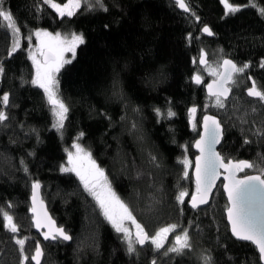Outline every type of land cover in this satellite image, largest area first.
<instances>
[{
    "label": "trees",
    "instance_id": "16d2710c",
    "mask_svg": "<svg viewBox=\"0 0 264 264\" xmlns=\"http://www.w3.org/2000/svg\"><path fill=\"white\" fill-rule=\"evenodd\" d=\"M38 2L5 0V8L14 13L21 28L20 41L24 51L18 50L14 58L7 57L11 30L0 18V60L7 70L0 79V96L4 91L10 92V99L16 105L8 109L14 117L12 127L0 130V207L14 213V220L19 225L17 235L28 238L25 246L29 256L39 242L44 252L41 264H151L154 252L150 242L138 258L128 256L118 234L98 210L94 212L92 197L88 196V202H85L87 194L78 187L79 180L72 173L60 171L61 163H66V149L83 131L85 136L79 138L80 142L105 169L113 189L131 204L138 221L149 233L155 234L170 223L188 227L192 220L197 255L201 249H209L218 264H261L252 245L238 242L230 235L224 215L227 203L221 185L217 186L208 206L198 210L188 207L187 201L195 191V184L193 179L183 177L180 163L183 153L193 160L192 144L200 133V124L196 128L189 124L188 108L194 104L198 120L201 121L204 113L225 120L219 148L223 155L257 162L258 156L264 154V141L258 142L256 137L250 136L252 142L245 145L240 127H233L232 121L223 117V110L211 105L207 109L204 107L210 98L203 87L211 78L204 66L199 65L202 46L208 58L218 63L222 61L220 48L224 50L223 55L238 65L251 61L244 73L235 74L238 83L232 86V99L226 107L231 110L236 97L242 98L243 102H253L244 92L249 86L248 76L264 89V68L260 67V59L264 57V43L260 39L264 35V19L260 18L257 8L250 6L248 0H230L244 7L234 15L225 16L220 0H186L202 22L209 24L216 33L208 39L199 32L202 23L194 18L190 22L186 18L189 14L179 12L172 0H115V4L114 0H107L108 13L86 12L82 6L73 17L63 18L46 5L42 13H37L35 4ZM57 2L65 3L66 0ZM255 4L264 7V0H255ZM105 24L111 27L105 28ZM35 28H46L53 33L83 32L85 35V42L77 47L75 57L58 73L60 95L70 106L62 136L51 127L53 118L43 91L30 83L22 84L20 80L23 75L30 81L34 72L27 49L28 35ZM189 31L200 39H193L189 44L186 39ZM193 57L197 58L195 64ZM197 71L203 77L199 85L190 79ZM114 79L118 81L119 96L113 95ZM157 106L165 115L171 106L176 115L158 121L153 111ZM137 107L138 112L134 111ZM103 111L109 113L111 121L102 114ZM125 115L128 119L122 120ZM259 119L257 117L258 122ZM133 120L139 125L135 135L128 130ZM19 121L39 130V143L35 135L17 144L10 143V136H23ZM137 136H142L143 140H138ZM29 151L34 155L29 156ZM149 152L160 158V168H152L148 163ZM5 156L11 161H6ZM22 156L26 158L32 177L41 181V195L50 215L58 226L74 237L70 243H42L33 232L29 211L31 181L23 171L16 170ZM13 163L16 168L11 166ZM122 163H126V169L122 168ZM140 167L150 170L164 191L163 202L154 213L142 211L144 201L138 203L133 194L134 186L142 193L148 188L150 177L136 179L135 168ZM245 170L241 175L259 172V168ZM178 182L190 193L183 205L175 200ZM8 201L15 207L8 208ZM195 224H199V230ZM173 239L171 232L157 255L159 264H197L195 256L175 255L170 259L169 256L174 254L163 255L174 244ZM18 261V246L12 241L11 233L3 228L0 217V264H18ZM27 264H32L31 260Z\"/></svg>",
    "mask_w": 264,
    "mask_h": 264
},
{
    "label": "snow or ice",
    "instance_id": "6c2138e0",
    "mask_svg": "<svg viewBox=\"0 0 264 264\" xmlns=\"http://www.w3.org/2000/svg\"><path fill=\"white\" fill-rule=\"evenodd\" d=\"M248 2L250 6L257 8L260 18L264 19V7L256 5L255 0H248ZM4 3L5 0H0V18L7 22V28L12 33V41L7 50V57L14 58L18 54V50L24 51L20 41L21 28L14 13L5 8ZM220 3L224 6L225 16L234 15L244 7V5L238 3H231L230 0H220ZM175 4L184 13L189 14L186 18L190 22L194 18L195 21L202 23V27L199 28L200 33L207 34L208 36L216 35L213 28L209 24L202 22L200 15L191 8L186 0H175ZM45 5L54 9L61 18L65 16L73 17L82 6L86 12H110L107 0H66L65 3L57 2V0H39L35 4L36 12L42 13L44 11L43 6ZM104 27L110 28L111 25L105 24ZM33 34L36 37L35 48L38 52L32 50L31 39ZM186 39L191 44L193 39L199 40L200 36H195L193 32L189 31ZM260 39L264 43V35ZM28 40L27 58L31 61L34 72L30 81L21 75V83H30L32 86L43 90L45 100L50 106V111L54 118L51 127L62 136L66 127L65 122L69 119L70 106L60 95L58 73H60L65 64L71 62V59L65 54L71 53L74 58L77 47L85 42V35L83 32L73 31L69 34H62L60 32H50L46 28H35L30 31ZM219 53L221 54L222 64L210 60L206 49L203 46L200 48L199 63L204 66L205 71L216 77L207 85L208 97L210 98L209 103L223 110V117L231 120L233 127H240L245 145L252 142L250 136L256 137L258 142L264 141V89L257 86L253 77L248 76V79L252 83L250 87L246 88V92L248 97L254 98V101L243 102L242 98L236 97V102L232 103L231 110L226 107L227 102L232 99L230 96L232 86L238 83V77L235 74L244 73L249 68L251 61H245L242 65H238L233 59H229L223 55L224 50L222 48L219 49ZM196 59V57H193L194 64L196 63ZM260 67L264 68V57L260 59ZM221 68L223 71L220 70ZM6 71L5 63L0 60V79L6 75ZM190 79L199 85L203 77L197 71L192 74ZM117 83L118 81L114 79V96L121 95L117 88ZM10 97L11 93L8 91H4L2 96H0V104L3 105L0 106V130L12 127L11 121L14 117L8 109L16 105L12 103ZM209 103L205 104L204 107L206 109ZM170 104L171 101H169ZM126 108L127 105H125V111ZM134 111L138 112L139 108L137 107ZM153 111L156 113L158 121L176 115L171 106L167 108L166 115L164 110L158 106L154 107ZM196 113L197 107L195 104L188 108L189 124L193 128H196L201 123L197 119ZM102 114L111 121V116L107 111H103ZM249 117H252V119H249ZM257 117H260L259 122ZM121 119L127 120L128 117L125 115ZM224 123L225 120L218 118L217 115H203V132L199 134V138L194 143V147L198 150L199 155L195 158L194 173L192 175L188 171L191 161L187 155H184L182 159V175L188 179H192L194 176L195 191L190 194L180 187L178 182L179 190L175 195V200L178 204L183 205L186 203L185 197L190 194L191 200L187 201V203L191 205L192 209L198 210L199 205L208 203L209 195L216 186L217 178L223 175V190L228 202L225 211L232 236L238 240L252 242L258 250L259 262L264 264V154L258 156L257 162L223 155L216 149V145L221 143L224 136ZM18 124L23 136L21 137L19 134H16V138L10 136V143H20L22 139H27L31 135H35L37 143L40 142V133L36 127H26L24 121H19ZM245 125H248V127L246 128ZM128 130L135 135L139 130L138 122L133 120ZM84 136L85 133L81 131L73 141L72 148L75 149L74 152L66 149L67 160L66 163H61L60 171L62 173L75 174L79 180L78 187H82L83 193L87 194L85 202H88V196L92 197L95 201L94 212L98 210L99 215L118 234V239H120L128 256L135 255L138 258L141 251L148 246L146 242H150L154 252L151 264H159L157 255L164 247V241L168 238V234L173 232L174 244L167 248L163 253L164 256H169L171 253L174 255L169 256V258L173 259L175 255H190L195 256L197 264H218V261L212 256L209 249H201L197 255V248L192 238V220H189L188 227H181L177 223H170L159 228L155 234L149 233L146 226L138 221L131 204L113 189L105 169L97 163L92 152L86 149L80 142L79 138ZM137 139L142 141L143 137L137 136ZM28 155H34V152L29 151ZM4 158L6 161H11V158L8 156ZM148 163L152 168H160L162 166L160 158L151 152L148 154ZM134 164L135 161H133ZM11 166L16 168L14 163ZM122 168L126 169V163H122ZM252 168H259V172L254 175L244 174L237 176L238 172ZM16 170L23 171L25 176L31 181V206L29 207V211L33 213L32 220L34 227L38 230L43 228L48 229L42 233L45 240L50 239L54 242L61 240L65 242L72 241L74 237L67 229L57 226L55 221L47 215L46 211L41 215L38 210L39 206L43 204L42 199H40L41 181L32 177L25 157L22 156L20 158L19 167ZM221 170L223 171L221 172ZM5 175H8L6 171ZM135 176L137 180H142L145 176L150 177L146 192L142 193L140 189L135 186L133 187V194L136 196L137 202L144 201L142 211L145 213L158 211V206L163 202V188L157 185L155 177L150 170L146 171L142 167L135 168ZM7 203L8 208L15 207L11 201ZM180 211L183 214L184 208L181 207ZM0 217L3 220V228L11 233L12 241L18 246V264H27L29 260L34 261L35 264H41V257L44 255L41 244L37 242L34 254L29 256L25 246L28 238L17 235L19 225L14 220V213L0 207ZM126 221H131L135 226V234L126 226ZM195 228L199 230V224H195ZM174 230L178 231L174 232ZM224 251L227 255L228 250L226 247ZM229 259H231V256H229Z\"/></svg>",
    "mask_w": 264,
    "mask_h": 264
},
{
    "label": "water",
    "instance_id": "95a60500",
    "mask_svg": "<svg viewBox=\"0 0 264 264\" xmlns=\"http://www.w3.org/2000/svg\"><path fill=\"white\" fill-rule=\"evenodd\" d=\"M172 2L175 3V0H172ZM175 5H176V4H175ZM176 8H177V10H178L179 12H181V13H183V14H186V13H184L183 10L180 9L178 6H176ZM201 35H202L203 37H205V38H208V39H211V38L214 37V36H208L207 34H203V33H201ZM229 59H230V58H229ZM220 64H222V61H221ZM199 65H200L201 67H203V65H201L200 63H199ZM220 70L223 71L222 68H221ZM212 80H213V79H212ZM212 80H208V81L204 84V87H203L204 93H205V95H206L207 97H208L207 85H208V83H211ZM201 83H202V82H201ZM251 83H252V81L249 80V87L251 86ZM245 95L248 97L246 90H245ZM230 96H231V93H230ZM208 98H209V97H208ZM248 98L254 100V98H251V97H248ZM204 114H210V115H213V114H211V113H204ZM204 114H203V115H204ZM203 115H202V117H201L200 133L203 132V127H202V119H203ZM200 133H199V134H200ZM198 138H199V136H198ZM198 138H197V139H198ZM222 139H223V138H222ZM194 143H195V141H194ZM194 143L192 144V152L194 153V157H193V160H192L191 175L194 173L195 158H196L197 155H199L198 150L194 147ZM221 143H222V140H221ZM221 143L216 145V149H217L218 151H219V148H220V146H221ZM222 171H223V170H221V172H222ZM249 175H254V174H249ZM237 176H242V175L240 174V172H238V173H237ZM192 179H193V182H194V176H193ZM223 180H224L223 175H220V176L217 178V180H216V186L213 188L212 192H211L210 195H209V201H208V203L205 204V205H199L198 208H204V207L208 206V204L210 203L211 198H212L214 192L216 191V188H217L218 185H221V190H222V192H223V195H224V197H225V200H226V203H227V206H228L227 196H226V194L224 193V190H223ZM194 184H195V183H194ZM30 196H31V194H30ZM40 199H42V201H43V204L40 205V206H39V209H38V210L40 211L41 215H43L44 212L46 211V212H47V215L50 216V217L52 218V216L50 215V212H49V210H48V208H47V205H46L45 201H44L43 198H42V195H41V189H40ZM189 200H191V197L188 199V201H189ZM187 205H188V207L192 208L190 204L187 203ZM29 206H31V200H30V197H29ZM224 215H225L226 223H227V225H228L229 233H230V235L232 236V233H231V227H230V224H229V222H228V220H227V214H226V211L224 212ZM30 216H31V225H32L33 232H34L36 235L39 236L40 241H41L42 243L54 242V241H51L50 239H49V240H45V239H44V236H43L42 233H43L44 231H47L48 229H47V228H43V229H39V230L36 229V228L34 227L33 220H32L33 213L30 212ZM52 220H54V219L52 218ZM54 221H55V220H54ZM55 223H56V222H55ZM56 225H57V223H56ZM57 226H58V225H57ZM133 234H135V231L133 232ZM232 237H233L236 241H238V242L248 243V244L252 245V246L255 248V250H256V252H257V254H258V256H259L258 250L256 249L255 245L252 244V242H250V241H242V240H238V239H237L236 237H234V236H232ZM61 241H62V240H61ZM63 242H65V241H63ZM65 243H70V241H67V242H65ZM146 243H147V242H146ZM40 244H41V243H40ZM34 251H35V250H34ZM33 254H34V252H33ZM41 262H42V257H41ZM31 263H32V264H35L34 261H31ZM260 263H261V262H260Z\"/></svg>",
    "mask_w": 264,
    "mask_h": 264
},
{
    "label": "rangeland",
    "instance_id": "374dc122",
    "mask_svg": "<svg viewBox=\"0 0 264 264\" xmlns=\"http://www.w3.org/2000/svg\"><path fill=\"white\" fill-rule=\"evenodd\" d=\"M54 10V9H53ZM55 11V10H54ZM5 22V24H6V26H7V22L6 21H4ZM62 34H67V33H62ZM69 34V33H68ZM20 40H21V36H20ZM28 42H29V40H28ZM31 43H32V45H33V49L32 50H34V51H37L38 52V50L35 48V44H36V37H35V35L33 34L32 35V39H31ZM28 47H29V45H28ZM28 50V49H27ZM67 57H69L71 60L73 59V57H72V54L71 53H66L65 54ZM31 62V61H30ZM32 64V63H31ZM66 65V64H65ZM33 67V66H32ZM33 71H34V69H33ZM206 73H207V75L211 78L210 80H212V79H215L216 77H213L208 71H206ZM43 91V90H42ZM212 106V107H216L214 104H211V103H209V106ZM49 106V105H48ZM49 109H50V106H49ZM52 114V113H51ZM52 118H53V116H52ZM54 119V118H53ZM72 145H73V143L71 144V146H70V150H72L73 152L75 151V149L74 148H72ZM186 155V154H185ZM183 156H184V153H183V155L181 156V160H180V163L182 164V159H183ZM189 155H187V157H188ZM188 159L191 161V165L189 166V168H188V171H190L191 169H192V159H190L189 157H188ZM66 160H67V156H66ZM182 167H183V164H182ZM246 170H244V171H242V172H240V174H242V173H244ZM74 176H75V174L74 173H72ZM76 177V176H75ZM77 178V177H76ZM78 179V178H77ZM125 224H126V226H128L131 230H132V232H134L135 231V226L131 223V221H126L125 222ZM169 234H171V232L169 233ZM168 234V235H169ZM174 240V239H173ZM166 241V240H165ZM165 241H164V246H165ZM149 243V242H148ZM152 247V246H151Z\"/></svg>",
    "mask_w": 264,
    "mask_h": 264
},
{
    "label": "flooded vegetation",
    "instance_id": "af4514ba",
    "mask_svg": "<svg viewBox=\"0 0 264 264\" xmlns=\"http://www.w3.org/2000/svg\"><path fill=\"white\" fill-rule=\"evenodd\" d=\"M249 87V86H248ZM245 92V91H244Z\"/></svg>",
    "mask_w": 264,
    "mask_h": 264
}]
</instances>
